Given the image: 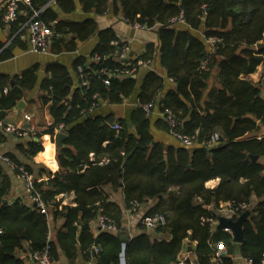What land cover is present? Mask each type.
<instances>
[{"label": "trees", "instance_id": "obj_1", "mask_svg": "<svg viewBox=\"0 0 264 264\" xmlns=\"http://www.w3.org/2000/svg\"><path fill=\"white\" fill-rule=\"evenodd\" d=\"M49 1L30 0V6H21L22 12L10 22L13 30L25 25L32 10H41L38 18L52 31L49 49L53 53L75 51L79 43L97 37L89 56L73 62L76 82L67 67L52 62L40 85L42 102L51 104L53 121L36 138L48 134L54 139V127L59 124L66 138L56 151L60 170L48 171L51 178L46 183L33 179V188L47 205L49 216L65 220L66 232L58 231L55 238L47 239L50 219L33 203L3 202L11 180L0 171V264H22L16 253L25 244L29 253L48 245L54 264L59 248L71 256L77 242L86 255L95 254L97 264H116L121 251L118 231L123 225L120 210L106 203L101 191L109 183L122 188L130 210L133 201L141 205L157 199L146 214L160 213L166 218L164 225L149 230L168 238L141 233L127 242L128 264H175L187 238L195 242L199 264H214L219 246L226 253L221 264H233L235 253L259 264L264 254V165L252 156L264 157V135L257 136L264 128V94L249 76L261 66L264 78V46L256 48L257 43H264V0H78L87 14L108 13L152 31L156 41L146 43L139 53L131 52L112 26L100 28L92 17L60 18V12L76 10L75 0H53L54 5ZM126 46L127 56L120 58ZM11 54L2 49L0 61ZM155 61L165 76L146 69V63ZM127 69L133 72L126 74ZM214 71L218 85L209 88ZM36 79V67L14 78L12 89L0 96L2 119ZM130 97L140 104L153 103L159 113H172L178 120L176 131L194 137L193 146L155 140L152 127L169 133V125L162 117L152 123L151 113L147 115L139 106L128 120L89 112L101 101L118 105ZM115 124L119 128H113ZM213 133L219 139L207 146ZM28 147L32 154L42 150L34 140ZM51 147L46 149L49 154ZM7 158L32 174L28 165L12 155ZM214 179H218L214 188L205 186ZM69 192L74 193L76 205L61 206L57 196ZM229 201L248 204L232 216L237 220L249 212L242 223L240 244L233 242L232 234L206 221L216 220L220 205ZM100 215L112 218L118 231H101L94 237L91 226Z\"/></svg>", "mask_w": 264, "mask_h": 264}, {"label": "crops", "instance_id": "obj_2", "mask_svg": "<svg viewBox=\"0 0 264 264\" xmlns=\"http://www.w3.org/2000/svg\"><path fill=\"white\" fill-rule=\"evenodd\" d=\"M49 2L54 5L53 0ZM5 3L6 0H0V43L2 44L0 51L6 48L10 50L12 54L9 58L0 61V96L2 93L6 94L8 90L12 89L14 78L19 76L24 70L36 67L37 79L33 88L23 91V95L20 99L23 101L21 108L16 109L15 105L13 108L7 110L3 114V120L14 125L27 126V123L24 120V115H29L33 119L36 129L43 132L47 129V125L53 121L52 117L50 116L51 104L42 102L44 93L40 88L42 80L47 76L46 70L48 65L52 62H58L67 67L74 77V82H76L75 74L71 69L73 62L77 57L89 56L96 44L97 37L93 36L88 40L79 43L76 50L71 52L53 53L49 48L46 52L32 51L29 46L27 29L25 25L21 26L17 30H13L10 22L4 20ZM75 6L76 10L73 13L66 14L60 12V18L82 20L86 17H92L96 20L100 28L110 25L115 30L119 39L129 44L131 52L139 53L143 50L146 43L156 41L155 34L152 31L134 29L133 26L127 22L122 21L119 18L115 19L111 16V14L108 13L101 16L95 15L93 12L87 14L81 10L78 0H75ZM150 68L157 71L159 75L165 76L157 61L150 64ZM261 68L262 67L259 66L257 70L249 76V78L254 83L260 84L262 94H264V78H262V75H259ZM216 75V71H214L212 77L208 80L209 88L218 85ZM138 77L139 80H141L142 75ZM206 94L207 91L205 92L203 100L206 99ZM99 103V107L90 113L103 116L112 113L116 118L128 120L132 110L135 108L136 99L134 97H130L118 105H109L102 101ZM150 116L152 123H154L155 120L160 117L158 109L155 108L151 112ZM62 132L65 133L64 130ZM152 134L153 138L157 141H161L169 145L172 144L183 146L169 133L159 131L155 127H152ZM261 135H264L262 129L261 132L257 134V136L260 137ZM31 140L38 142L42 146V150L36 154H32L30 152V148L28 147V143ZM54 141L55 138L52 139L48 134H42L41 138L37 139L36 137H20L13 134L0 133V155L3 157H9V155H12V157L18 160L20 164L28 165L31 168V175L33 176V179L42 183H46L51 178V176L48 174V171L55 173L60 170L56 159V151L58 147L55 146ZM103 145H105V143ZM50 146H52L51 154L46 152V149ZM90 156H92V153ZM257 159H259L264 165V157H257ZM0 171L1 173L8 175L11 180L10 191L3 202L12 204L15 201H20L26 206H32L31 199L26 193L23 179L1 158ZM217 184L218 179H214L206 182L205 186L208 188H214ZM44 187L50 188L47 185H44ZM101 191L106 196V203H111L112 208L117 207L120 210L123 229L118 231V236L120 232H125L127 235V242L132 237L141 233H146L152 238H168V235L156 234L147 228H143L139 223V217L154 208L158 203L157 199L145 201L136 211L132 212L125 205L124 193L120 186L114 187L109 183L103 185ZM57 199L61 206L76 205L73 192L61 193L57 196ZM255 203L256 200H253L252 206H254ZM61 206H59V208H61ZM218 211L219 214L216 220L213 222L215 229L227 231L232 234L229 229H218L217 226L219 223V218L223 217L233 220L232 216L234 213L223 210L220 207ZM48 219H50L49 230L51 231V237L55 238V235L58 231L66 232V228L64 227L65 220L63 218H52L49 216ZM91 231L94 237L98 236V234L101 232L98 229V219H95L93 222ZM188 239L189 238L183 241L181 251L175 264H199L195 256V242L189 241ZM234 243L240 244L237 242ZM16 256L21 259L22 264H33L29 257L28 246L26 244L24 245L23 249L17 251ZM96 261L95 254L86 255L85 251L82 250L80 243L77 242L71 256H66L63 250L59 248L58 256L56 261H54V264H97ZM232 261L233 264H247L245 259L238 253H235L232 256Z\"/></svg>", "mask_w": 264, "mask_h": 264}, {"label": "built area", "instance_id": "obj_3", "mask_svg": "<svg viewBox=\"0 0 264 264\" xmlns=\"http://www.w3.org/2000/svg\"><path fill=\"white\" fill-rule=\"evenodd\" d=\"M30 0H6L5 3V14H4V20L7 22H12L16 19V16L18 13L22 12L21 6H30ZM41 10H32V14L30 18L25 23V27L27 29V35H28V42L30 49L35 52H46L49 48V42L52 37V31L51 29L38 18V15ZM134 29L138 30H145V28L139 24L133 25ZM209 41H213V39H209ZM129 50V47H125L124 51H122L120 58H125L127 56V52ZM141 64V62H139ZM148 64V65H146ZM145 67L150 68V64L146 63ZM78 71L81 72V68H78ZM126 74H131L133 72V69H127L124 71ZM82 75V74H81ZM171 81V79H169ZM86 82L83 81V85ZM105 83L107 84L108 81L105 80ZM135 106H139L142 108V110L149 115L151 113V110H153V103H147V104H140L138 102L135 103ZM94 107L89 109V112H92ZM160 117H162L169 125V134L174 137L181 145L185 147H191L194 144L192 136L184 135L178 131H176V126L178 125L177 118L170 113L169 111L160 112ZM24 120L27 123V126L22 125H14L11 123L5 122L0 117V133L4 134H13L20 137H36L37 134L41 133V131H38L36 129V126L33 122V119L29 115H24ZM51 126V123L47 125V128ZM113 128L117 129L119 126L115 124ZM64 130L63 124H59L56 127H54L55 133L62 132ZM41 138V137H40ZM219 139V136L217 133H213L209 140L205 142L207 146H211L217 143ZM0 158L4 160L9 167L12 169H16L18 171V175L23 179L24 181V187L26 190V193L29 195L31 202L35 206V208L42 214H44L47 218H49V212L47 205L42 200L41 195L39 192H35L33 188V176L25 171V169L22 166H15L12 164L7 157H3L0 155ZM57 199V198H56ZM58 200V199H57ZM131 211H136L140 204L137 201H133L131 203ZM220 208L223 210H226L228 212L236 213L239 211L246 210L248 208V204L246 202H239L236 203L235 201H229L227 203L221 204ZM206 221H209L211 223L214 222L213 219L207 218ZM139 223L143 225L147 229H153L159 225H164L166 223L165 215L156 213V214H143L139 217ZM98 229L100 231H109L116 233L117 227L116 223L112 218H109L105 215H100L98 218ZM1 233V231H0ZM47 239H51V231L49 230L47 233ZM95 252L98 251V249H94ZM225 249L221 246L218 247L216 252L214 253V264H221L222 263V257L225 255ZM29 257L32 260L33 264H53V262L50 259L49 256V247L46 245L44 248L38 251H32L29 253ZM247 264H253L252 260L245 259ZM259 264H264V254L259 262Z\"/></svg>", "mask_w": 264, "mask_h": 264}, {"label": "water", "instance_id": "obj_4", "mask_svg": "<svg viewBox=\"0 0 264 264\" xmlns=\"http://www.w3.org/2000/svg\"><path fill=\"white\" fill-rule=\"evenodd\" d=\"M264 46V43L263 42H259L256 44V48L259 49L261 47ZM131 54V52H130ZM21 105H23V101L20 100L15 108L16 109H20L21 108ZM263 132H264V128H262ZM66 138V134L63 133V132H58L56 133V136H55V146L56 147H60L62 146V141ZM252 159L253 160H256L257 159V156H252ZM249 215V212H244L242 213L236 221H233L231 219H226V218H219L218 221V226L217 228L218 229H229L231 232H232V236H233V241L234 242H237V243H241L242 240H243V237H242V223H243V220ZM119 238L121 240V251L120 253L118 254V262L116 264H128V262L126 261L125 259V254H124V249H125V246L127 244V235L125 232H120L119 233ZM189 241H192L191 238L188 239Z\"/></svg>", "mask_w": 264, "mask_h": 264}, {"label": "rangeland", "instance_id": "obj_5", "mask_svg": "<svg viewBox=\"0 0 264 264\" xmlns=\"http://www.w3.org/2000/svg\"><path fill=\"white\" fill-rule=\"evenodd\" d=\"M261 71L259 72V75H262L263 73H262V68L260 69Z\"/></svg>", "mask_w": 264, "mask_h": 264}]
</instances>
